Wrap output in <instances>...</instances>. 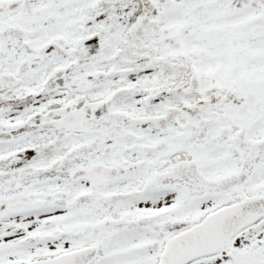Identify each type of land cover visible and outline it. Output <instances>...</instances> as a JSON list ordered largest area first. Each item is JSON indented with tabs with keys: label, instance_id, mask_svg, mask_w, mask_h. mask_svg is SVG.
<instances>
[{
	"label": "snow or ice",
	"instance_id": "snow-or-ice-1",
	"mask_svg": "<svg viewBox=\"0 0 264 264\" xmlns=\"http://www.w3.org/2000/svg\"><path fill=\"white\" fill-rule=\"evenodd\" d=\"M0 264H264V0H0Z\"/></svg>",
	"mask_w": 264,
	"mask_h": 264
}]
</instances>
